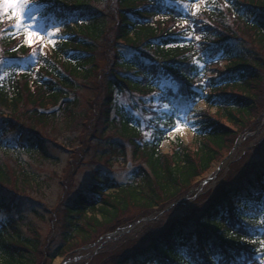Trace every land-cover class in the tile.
Wrapping results in <instances>:
<instances>
[{
	"label": "trees",
	"instance_id": "16d2710c",
	"mask_svg": "<svg viewBox=\"0 0 264 264\" xmlns=\"http://www.w3.org/2000/svg\"><path fill=\"white\" fill-rule=\"evenodd\" d=\"M33 1L39 6L38 17L56 20L60 30L46 54L30 51L24 44L13 47L20 41L7 31L0 36L3 57L29 51L34 59L18 74L10 68L0 84V214H8L0 220V264H38L40 249L35 233L24 235L18 202L7 185L15 177L23 182L31 179L20 156L46 157V145L33 127H26L14 114L25 109L30 121L45 122L54 116L38 109L59 105L72 115L77 84L89 80L99 41L110 38L106 39L113 68L106 80L104 124L109 122L114 91L148 98L144 103L151 115L148 137H143L139 121L118 107L109 123L120 127L134 158L140 157L144 166L124 184L96 176L88 192L78 193L64 206L61 242L45 254L50 264L74 246L95 243L102 229L118 223L127 210L152 213L186 193L248 127L256 98L253 88L262 81L258 71L264 69L261 59L242 48L248 35L258 38L264 49V0H206L194 14L188 7L204 0H114L117 18L108 31L105 15L97 7L104 0ZM3 17L2 13L0 26ZM200 101L207 109L215 108V113L195 111ZM187 114L195 119L190 124L195 147L177 138L171 153H163L161 146ZM8 133L15 136L14 143L1 139ZM7 155L18 162L10 166L3 158ZM263 257L264 167L236 187L211 194L193 216L173 219L149 242L119 257L118 264H250Z\"/></svg>",
	"mask_w": 264,
	"mask_h": 264
},
{
	"label": "rangeland",
	"instance_id": "374dc122",
	"mask_svg": "<svg viewBox=\"0 0 264 264\" xmlns=\"http://www.w3.org/2000/svg\"><path fill=\"white\" fill-rule=\"evenodd\" d=\"M205 2L206 0L193 3L188 8L191 13H196L205 5ZM114 4V0L97 3V7L105 15L104 28L106 31L110 30L117 18H114L113 14ZM25 8L26 11L20 20L10 17L8 13H3L6 16L1 20L0 29L14 26L17 31L14 38L20 42L13 43V47L24 44L30 51L46 54L55 43L54 35L60 29L52 22L48 32L41 37L38 31L42 27L43 20L37 19L35 2L25 0ZM1 33H3L2 30L0 31L2 37ZM108 34L107 32L106 35ZM244 37L242 48L252 52L253 56H257L256 58L264 63V49L260 47L258 38L248 35ZM106 38L110 39L107 36ZM106 38L97 43L95 68L89 80L80 79L83 82L77 84L79 87L76 89L77 94L73 107L71 106L74 110H72V115H69L68 111L59 109L52 114L53 118L38 122L30 121L25 109H19L14 114L20 117V121L26 127H33L35 133L42 136L46 145V157L38 155L30 157L28 154L20 156L23 162L20 161V163L23 164L25 172L31 174V179L23 182L22 179L15 177L12 179L11 186L7 185L8 190L12 192L8 193L14 195L18 202V208L23 217L21 226L23 225L24 235L34 237L35 233V237L39 238L40 249L36 255L38 264H50L45 254L50 255V252H53L50 248L61 242L62 228L59 224L63 220L64 206L70 203L78 193L88 192V187L96 181V176L108 182L124 184L133 180L139 166H144L140 157L134 158L133 148L122 137L120 127L109 123L114 120L115 108L118 107L124 114L136 118L140 123L143 137H148L151 133V115L144 105L148 98L136 92L114 91L110 101L109 122L104 124L101 120L106 109L103 104L107 95L106 80L113 71ZM196 38L198 39V35ZM19 56L26 59V62L27 58H30V52ZM2 57V46L0 45V81L3 82L8 75L5 69L12 62H8V59L2 60ZM18 63L16 70L21 69L22 71L24 62L18 61ZM225 65L224 62L220 67L223 68ZM258 74L262 76V81L259 86L253 88L256 98L252 103V118L248 122V127L238 132L234 144L223 151L219 161L212 165L209 172L199 177L186 193H181L174 200L155 208L152 213L141 211L139 208L127 210L120 215L118 223L114 222L102 229L101 238H106L107 242L101 244L100 241L95 245L83 247L74 246V249H69L68 254L57 257L51 264H118L119 257L149 242L173 219L183 215L193 216L206 203L211 194L225 187L234 188L245 179L254 176L258 170L263 169L264 69L258 71ZM194 110L215 113V108L207 109L202 101L196 104ZM6 111L1 110L4 116H9ZM194 120L192 114L181 116L176 129L169 133V140L161 146L163 153H171L177 138L182 141L183 145L191 149L195 147L196 138L193 129L190 128ZM223 122L226 124L225 121ZM6 135H3L4 140L15 142V136L12 133ZM3 158L10 166L18 162L12 155ZM18 173L19 177L21 172ZM142 214L143 219L131 225L130 221L141 217ZM7 215L1 213L0 220L8 217ZM12 215L17 217L15 211ZM117 225L120 227L115 229ZM105 243L108 244L105 245ZM253 264H264V259Z\"/></svg>",
	"mask_w": 264,
	"mask_h": 264
},
{
	"label": "snow or ice",
	"instance_id": "6c2138e0",
	"mask_svg": "<svg viewBox=\"0 0 264 264\" xmlns=\"http://www.w3.org/2000/svg\"><path fill=\"white\" fill-rule=\"evenodd\" d=\"M25 11V0H0V13H8L10 17L20 20Z\"/></svg>",
	"mask_w": 264,
	"mask_h": 264
},
{
	"label": "water",
	"instance_id": "95a60500",
	"mask_svg": "<svg viewBox=\"0 0 264 264\" xmlns=\"http://www.w3.org/2000/svg\"><path fill=\"white\" fill-rule=\"evenodd\" d=\"M58 109V107H53V108H49V109H40V113L43 114H49V113H53Z\"/></svg>",
	"mask_w": 264,
	"mask_h": 264
}]
</instances>
